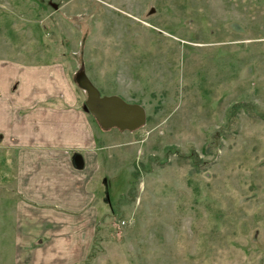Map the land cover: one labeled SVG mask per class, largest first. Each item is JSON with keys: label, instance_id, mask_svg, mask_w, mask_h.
<instances>
[{"label": "rangeland", "instance_id": "1", "mask_svg": "<svg viewBox=\"0 0 264 264\" xmlns=\"http://www.w3.org/2000/svg\"><path fill=\"white\" fill-rule=\"evenodd\" d=\"M0 264H264V0H0Z\"/></svg>", "mask_w": 264, "mask_h": 264}, {"label": "water", "instance_id": "2", "mask_svg": "<svg viewBox=\"0 0 264 264\" xmlns=\"http://www.w3.org/2000/svg\"><path fill=\"white\" fill-rule=\"evenodd\" d=\"M76 79L88 91L84 109L95 116L102 128L135 130L145 124L146 112L141 104L128 102L116 94L101 95L82 70L77 74Z\"/></svg>", "mask_w": 264, "mask_h": 264}, {"label": "crops", "instance_id": "3", "mask_svg": "<svg viewBox=\"0 0 264 264\" xmlns=\"http://www.w3.org/2000/svg\"><path fill=\"white\" fill-rule=\"evenodd\" d=\"M78 157H81V161H80V164H79V160H78ZM73 167L74 168H81L83 167L84 163H83V156L81 154H77L75 158H73Z\"/></svg>", "mask_w": 264, "mask_h": 264}]
</instances>
